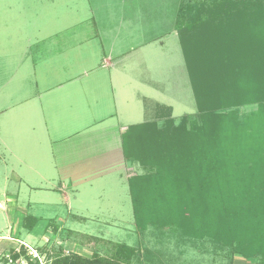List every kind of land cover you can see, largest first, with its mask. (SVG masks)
<instances>
[{"label": "rangeland", "instance_id": "374dc122", "mask_svg": "<svg viewBox=\"0 0 264 264\" xmlns=\"http://www.w3.org/2000/svg\"><path fill=\"white\" fill-rule=\"evenodd\" d=\"M178 2L0 0V101L4 103L0 108L19 101L28 92L45 88L49 83L63 81L65 71L69 69L78 65L83 68L97 67L103 58L110 57L113 68L128 69L126 73L131 77L152 80L160 74V82L164 83L158 86L162 91L157 89L155 95L149 91L128 95L130 89H127L126 96L122 92L126 90V85L112 86L118 99L114 104L115 118L122 123L155 122L158 127L169 119L173 125H178L184 115L194 118L197 106L189 70L174 30ZM155 36L157 38L153 40ZM149 40L151 42H147ZM121 54L123 56L116 57L114 61V56ZM86 56L88 60H85ZM81 57L84 60L81 61ZM138 86L134 83V90H138ZM139 94L152 99L142 102ZM155 100L163 102V107L169 105L171 113L167 115V108H159ZM46 104L39 110L30 104L9 109L7 113L0 112V138L13 147L12 151H2L4 143L0 140V202H3V205L0 203V264H6L5 255H10L13 250L20 255L7 264H49V258L60 249L63 254L78 253L88 258L97 255L110 259L120 254L125 264H255L254 260L236 256L230 247L218 244L206 235L197 237L172 225L148 226L143 232L140 230L143 235L141 240L138 238L140 241L135 247L69 232L70 228L81 233L100 230L127 242L130 238L128 232L135 227L132 203L127 205L129 208L122 206L125 208L122 219L116 223L105 220V215L98 220L80 219L67 213V205L61 195L65 192L71 196V190L60 193L58 189L38 188L42 187L41 184H48L50 176L57 183L56 174L49 166L50 152L41 150L43 146L40 145L45 137V108L50 111ZM126 108L132 113L137 110V115L122 119ZM255 108L256 105L242 106L238 109L239 115ZM54 113L47 123L56 120L62 125L65 121L78 119L76 117L80 115L74 107L65 103L60 104ZM26 119L37 122L34 135L28 130ZM52 128L55 134L59 132L58 126L52 124L49 130ZM31 139H35L37 147ZM18 153L23 155L26 165L39 163L37 170H29L25 165L17 167L15 155L18 156ZM1 159L10 161L5 164ZM124 160L131 177L146 172L139 162ZM18 174L24 177L26 184L16 179ZM98 204L95 202L92 205ZM75 240L86 244L83 252L75 249ZM129 248L133 251L127 258L123 250ZM31 249L38 259L30 254Z\"/></svg>", "mask_w": 264, "mask_h": 264}, {"label": "trees", "instance_id": "16d2710c", "mask_svg": "<svg viewBox=\"0 0 264 264\" xmlns=\"http://www.w3.org/2000/svg\"><path fill=\"white\" fill-rule=\"evenodd\" d=\"M174 30L197 113L178 125L132 124L122 134L124 159L146 171L129 179L135 227L172 225L264 264V0H179ZM245 105L256 108L239 115ZM19 255L13 250L12 262ZM49 259L125 264L120 254L61 249Z\"/></svg>", "mask_w": 264, "mask_h": 264}, {"label": "crops", "instance_id": "0c3cea01", "mask_svg": "<svg viewBox=\"0 0 264 264\" xmlns=\"http://www.w3.org/2000/svg\"><path fill=\"white\" fill-rule=\"evenodd\" d=\"M156 38L155 36L153 40H156ZM147 42H151V40ZM159 42L160 44L163 43L162 40ZM120 56H123V54L114 56V61L116 57ZM82 60H84L83 57H81ZM85 60H88V56L85 57ZM112 65L113 62L110 57L103 58V61L97 67L83 68L78 65L65 71L64 78H62L63 81L57 84L49 83L41 90L37 89L38 91L28 92L19 101L7 103L4 108H0V112L7 113L9 109L11 110L15 107L23 108L30 104L33 107L37 106L38 109L47 103L46 107L50 109V111H47L45 108L47 122L54 117V111L58 110V106L62 103L74 107V110L80 112V115L76 117L78 119L65 121L62 125H59L60 122L56 120L49 123L43 122L45 137H43L44 143L40 144L43 146L41 150L47 153L50 152L49 166L53 173L56 174L57 183L53 181V176H50L52 184L50 182L48 183L49 185L47 183L41 184L42 187L39 186L38 188L58 189L60 193H63V190H71V196L65 192L61 195L67 205V213L73 217L98 220L105 215L107 216V219L104 218L105 220L116 223V221L122 219V214L125 210L122 206L124 205L127 208V205L131 202L129 190L131 172L124 160L122 134L129 125L140 123L141 121L122 123L117 117L115 118L117 112H115L114 104L117 96L112 86L126 85V90L122 91L126 96L128 93L127 89H130L128 95H135V93L140 91H149L150 94L155 95L158 93L157 89L162 91L158 86L164 83L160 82V74H156L152 80L150 78L143 80L142 78L131 77L129 73H126L129 72L128 69H116ZM1 66L5 65L2 64ZM134 83L140 85L137 87L138 90H134ZM142 86L144 90H139ZM120 97L125 98L122 95ZM138 97L142 102L152 99L141 94ZM104 99L106 102H103ZM157 103L159 108L163 107V102L157 101ZM3 104V101H0V105L3 106ZM93 109H96V111ZM133 111L134 113L126 108L121 118L137 115V110ZM90 114H92L91 117ZM85 116L87 118H84ZM23 119L25 120V118ZM107 120L113 122L108 123ZM26 121L28 130H31L32 135H34L37 122H29L28 119ZM72 123L77 124L73 125ZM52 124L53 126H58L59 132L57 134H55L53 128L49 130ZM0 140L4 143L3 138H0ZM31 140L34 144L35 139ZM8 145L4 143L2 151H12L13 147ZM20 152L22 153V151ZM22 157L23 155L19 156V153L18 156L15 155L17 167H24L25 165L29 170H37L39 163L33 162L30 165H26ZM1 161L7 164L10 160L1 159ZM16 179L19 182L27 183L22 175L18 174ZM34 188L37 187L34 186ZM7 197L8 194L5 195L8 201L9 198ZM6 199L5 204L7 203ZM95 202L100 204L93 206L92 204ZM0 203L3 205V202ZM68 231L73 235L77 232V234H82L86 237L90 236L95 240L114 241L117 244H126V246L130 247L136 245L143 235L141 233L143 230L140 231L134 227L128 232L130 238L126 240L127 242H123L114 238L113 235L103 233L100 230H86L81 233L70 228ZM75 241L73 243L74 246L76 245L75 249L77 248L76 250L83 252L86 244L78 240ZM131 241L133 242L130 243Z\"/></svg>", "mask_w": 264, "mask_h": 264}, {"label": "built area", "instance_id": "2783aa9c", "mask_svg": "<svg viewBox=\"0 0 264 264\" xmlns=\"http://www.w3.org/2000/svg\"><path fill=\"white\" fill-rule=\"evenodd\" d=\"M26 246V245H25ZM30 254H33V257L37 258L38 259V256L36 255L35 251L33 249L30 250ZM6 258L8 259L9 262H12L11 258H10V255L8 253H6Z\"/></svg>", "mask_w": 264, "mask_h": 264}]
</instances>
